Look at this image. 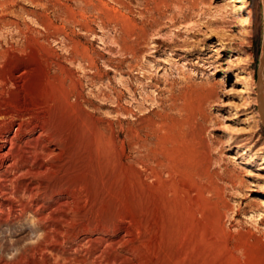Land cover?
Here are the masks:
<instances>
[{"label":"rangeland","instance_id":"374dc122","mask_svg":"<svg viewBox=\"0 0 264 264\" xmlns=\"http://www.w3.org/2000/svg\"><path fill=\"white\" fill-rule=\"evenodd\" d=\"M263 15V0H0V132L47 119L65 143L47 193L76 192L57 199L93 238L125 221L130 264H264ZM39 235L32 215L2 226L0 259Z\"/></svg>","mask_w":264,"mask_h":264},{"label":"bare ground","instance_id":"6f19581e","mask_svg":"<svg viewBox=\"0 0 264 264\" xmlns=\"http://www.w3.org/2000/svg\"><path fill=\"white\" fill-rule=\"evenodd\" d=\"M238 10H241V7ZM221 18L225 19V17ZM263 57L264 52L259 65V81L257 80L256 89L258 112L264 126ZM8 81L2 83L7 84ZM15 81L16 78H13L12 82ZM4 117L0 113V119ZM46 120H41L26 110L18 113L9 128L0 132V229L2 226L13 228L32 215L35 226L40 232L36 243L23 245V240H16L12 244V249L18 248V253L11 261L0 259V264L132 263L130 256L138 251L133 247V233L125 221L111 224L99 222L95 232L102 237L93 238L90 229L79 223L78 212L76 213L68 202L70 195L71 200H76V192L57 195L47 193L48 186L43 177L52 171L47 167L49 165L45 159L53 156L50 146L57 145L63 148L65 143L63 138L52 131ZM199 173L203 177H210L205 168L200 169ZM204 190L219 195L217 187L204 188ZM59 197L66 198L67 203L62 204L57 199ZM26 232L27 230L13 234L14 237H18L25 235Z\"/></svg>","mask_w":264,"mask_h":264},{"label":"water","instance_id":"95a60500","mask_svg":"<svg viewBox=\"0 0 264 264\" xmlns=\"http://www.w3.org/2000/svg\"><path fill=\"white\" fill-rule=\"evenodd\" d=\"M263 52H264V48H263ZM263 59H264V57H263ZM258 81H259V76H258ZM262 86H263V93H264V82H263V85ZM263 104H264V101H263Z\"/></svg>","mask_w":264,"mask_h":264}]
</instances>
